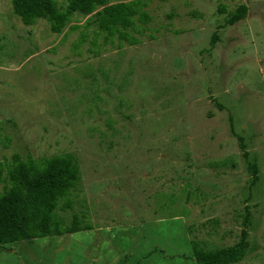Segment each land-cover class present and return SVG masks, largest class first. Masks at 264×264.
Returning a JSON list of instances; mask_svg holds the SVG:
<instances>
[{"label":"rangeland","instance_id":"rangeland-1","mask_svg":"<svg viewBox=\"0 0 264 264\" xmlns=\"http://www.w3.org/2000/svg\"><path fill=\"white\" fill-rule=\"evenodd\" d=\"M138 1L131 46L106 42L95 14L55 34L0 0V162L74 155L80 179L55 217L92 228L5 245L0 264H197L194 243L230 248L244 229L238 264H264V0L108 4Z\"/></svg>","mask_w":264,"mask_h":264},{"label":"trees","instance_id":"trees-1","mask_svg":"<svg viewBox=\"0 0 264 264\" xmlns=\"http://www.w3.org/2000/svg\"><path fill=\"white\" fill-rule=\"evenodd\" d=\"M138 6L139 1L109 5L108 0H70L67 8L61 11L55 0H13L16 15L27 26L34 25L39 19H46L51 23L52 31L61 34L74 14H95L100 31L107 35L106 42L118 35L121 42H128L131 46L138 42L128 34L129 30L137 32L135 20L141 17ZM97 8L102 10L96 12ZM248 14L249 7L242 5L225 25L234 26L246 20ZM143 18L146 17H141L142 21ZM218 41L215 34L212 46ZM218 107L224 109L221 105ZM239 141L253 177V188L260 180L259 170L256 164L251 163L244 139L239 137ZM79 179L80 170L74 155L57 156L45 161H25L15 155L9 165L0 162V185L9 183L5 192L0 191V249L9 244L91 230V226L80 227L78 218H75L72 226L62 229L55 217L60 202L68 199ZM70 208L72 204L66 202L62 210ZM250 246L249 232L244 229L240 242L235 246L209 251L194 243L193 255L197 264H238L246 258Z\"/></svg>","mask_w":264,"mask_h":264}]
</instances>
